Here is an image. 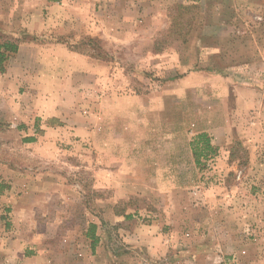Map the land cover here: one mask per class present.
Segmentation results:
<instances>
[{
	"label": "rangeland",
	"instance_id": "1",
	"mask_svg": "<svg viewBox=\"0 0 264 264\" xmlns=\"http://www.w3.org/2000/svg\"><path fill=\"white\" fill-rule=\"evenodd\" d=\"M10 38L49 52L17 50L0 72V264H30L37 247L68 264V229L95 222L104 253L89 264L258 263L240 251L264 252V119L235 111L233 87L264 101V0H0ZM227 116L220 148L200 130ZM201 133L216 150L196 163ZM179 228L195 236L164 256L118 233Z\"/></svg>",
	"mask_w": 264,
	"mask_h": 264
},
{
	"label": "crops",
	"instance_id": "2",
	"mask_svg": "<svg viewBox=\"0 0 264 264\" xmlns=\"http://www.w3.org/2000/svg\"><path fill=\"white\" fill-rule=\"evenodd\" d=\"M200 39L201 38H199V40ZM199 44H203V43L199 41ZM32 46L33 47H29V44L27 43L20 44L18 48V52H17L18 56L16 59L19 60L20 53L25 48L31 49L34 52H37L39 54H42V52H45V51L49 52L48 49L42 48L41 45L34 44ZM187 78L188 76L184 77L183 80L180 79L178 83L183 82ZM233 90L235 93V111L244 112L245 114H248V111H252V113H254V116L258 117V119H262V118L264 119V101L262 100L263 97H260L261 95L260 93H258V91H256L253 88H250L247 86L245 87L242 85H234ZM259 122L260 121H256L253 126L258 127L260 125ZM205 126L206 127H204L203 125L200 131L207 132L209 136L212 137L211 143L215 146H219L220 148H222L228 141H230L232 132L234 130V126H236V123H234V121L229 116H227L226 118H224V120H220V121H214V119H210L205 124ZM241 129H239V132L242 133L243 131ZM244 131H246V129H244ZM244 140H245L244 142L248 146L250 142L249 137L246 136ZM222 157H223V154H222ZM165 189H182V186L180 182H177L176 185L172 184L169 186V181H166L165 183H162L161 185V190H165ZM74 198L75 196L71 191V187H68V206L72 204L71 202L72 200H74ZM22 203L26 206H32L34 208L36 201L34 200V202L31 204V201L23 200ZM27 209H29V207H27ZM38 212L39 211H37V214ZM181 213H182V207H178L177 216L172 214L171 218H175L176 219L175 222H177L178 220L180 221ZM215 213L210 215L214 219L217 217L215 216ZM102 216L103 217L100 220L105 219L104 213L102 214ZM70 218H71V211H70V208L68 207V220ZM106 218L113 224H115V222L118 223L120 222V220L124 219V217H122L121 215L115 214L113 209H110L107 211ZM171 220L174 221L173 219ZM182 221L183 220H181V222ZM94 224H96V227L98 229L97 232L95 233V236L98 237V243L95 245L93 250L91 247V239L87 237L86 233L83 234L84 232L79 230L75 224H73L74 226L68 229V247H66V254L68 255V264H89L90 255H93L94 253H100V254L102 252L104 253L103 248L99 246L104 241V234H101L99 231L100 229V226H98L99 222H95ZM228 232H231V233H227V235H225L224 238L230 239L228 246L230 245L234 247L235 245H237L238 236L235 234L236 231L232 230ZM118 233L120 236H125L124 239H128V241L134 245L139 244L137 241L139 238L141 241L144 242V239L147 237V242L143 244L148 246L147 247L148 251H151L150 253L152 254H155L156 252L160 251L161 256L166 255V252H168L170 247L173 246L174 242L176 244L177 249L181 250L184 248L183 242L185 241V239L195 236L193 232H190V233L185 232L182 228H179L178 230L172 233L165 234V235L164 234H150L149 236H146V234L138 235L139 233L137 234L135 232H128V231L121 230V229L118 230ZM194 246H199V245H194ZM0 250H2L3 256L6 259V255L8 254V251L6 250L3 251L4 249L2 248ZM199 251L200 250H198L197 248H194L195 253H198ZM240 252L243 254L242 258L250 256L251 254L252 257L254 258L258 257L257 264H264V258L261 257V254H264V252L260 249V247L255 246L253 248L251 247L248 248V247L242 246ZM217 254H218L217 252L214 253L208 250L206 254V256L208 255L207 262H210L211 260H215V255ZM108 256L115 258V253L110 251L108 253ZM29 257L30 258H28L27 260L31 262L30 264H54L52 261L49 260L46 251L41 250L38 247L36 249L34 248V251ZM3 261L4 259H2V262ZM62 262H64V260ZM212 262H215V261H212ZM212 264H215V263H212Z\"/></svg>",
	"mask_w": 264,
	"mask_h": 264
},
{
	"label": "trees",
	"instance_id": "3",
	"mask_svg": "<svg viewBox=\"0 0 264 264\" xmlns=\"http://www.w3.org/2000/svg\"><path fill=\"white\" fill-rule=\"evenodd\" d=\"M17 50H18V40L10 38V39L0 41V72L4 71V63L7 60V58L11 54L17 52ZM27 140L32 141L33 138H28ZM200 140H203V142L205 144L204 148L201 151L196 146L197 142ZM192 144H193V149H192L193 155L195 157L196 163H199V156L201 153H203L204 149H208L209 151H215L216 150L215 147L210 145V141L208 139V136L204 133L199 134L198 139L195 140ZM89 227L91 230L88 233H86V235H87V237H89L91 239V247L93 250L95 245L98 243V237H96L95 233H94L95 228H96V224L91 223L89 225Z\"/></svg>",
	"mask_w": 264,
	"mask_h": 264
}]
</instances>
